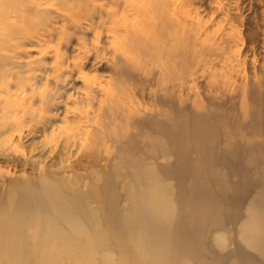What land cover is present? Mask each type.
<instances>
[{"label":"rangeland","instance_id":"1","mask_svg":"<svg viewBox=\"0 0 264 264\" xmlns=\"http://www.w3.org/2000/svg\"><path fill=\"white\" fill-rule=\"evenodd\" d=\"M261 109L264 0H0V194L10 179L37 178L41 171L68 177L85 192L93 184L97 201L85 200L101 223L110 219V202L122 217L138 206L142 187L133 179L141 162L169 186L172 212L180 213L193 239L191 264L208 258L228 264L236 246L242 257L254 255L264 264L241 238L242 221L228 222L221 208L213 213L222 226L198 220L196 229L189 221L196 177L212 193L211 171L221 177L222 194H231L227 183H240L222 166L194 172L192 150L203 140L221 152L232 140L258 145ZM193 116H206L215 138L194 131ZM168 141L189 149L180 183L157 170L174 163ZM257 154L246 149L239 156L250 175ZM248 216L244 211L242 219ZM116 227L108 231L119 234ZM136 234H120L123 249L113 243L88 260L77 252L72 262L60 251L52 254L62 264H101L106 255L121 264H150V238L143 233L139 242Z\"/></svg>","mask_w":264,"mask_h":264},{"label":"bare ground","instance_id":"2","mask_svg":"<svg viewBox=\"0 0 264 264\" xmlns=\"http://www.w3.org/2000/svg\"><path fill=\"white\" fill-rule=\"evenodd\" d=\"M257 113L264 117V109ZM205 117L193 116V125L198 127L193 130L196 132L207 130L206 138L209 136L211 140L218 131L207 123ZM229 132L220 131V134L226 137ZM257 134L262 141L258 145L255 143L244 146L240 141L232 140L225 144L227 150L223 152L206 146L204 140L205 145L202 144L203 141L197 143L192 150L195 157L190 160L194 172L202 166L210 170L222 166L231 176L236 173L240 177V183L233 185L227 183L223 187L231 190V194H222L219 191V186H222L221 177L217 170H214L215 175L211 171L212 174L209 176L211 178L207 176V179L209 184L211 182L216 187L212 193L205 187L206 183L196 177L195 184L191 187L193 208L192 219L189 221L191 224L195 223L196 229L198 220H208L210 223L214 221L222 226L224 221L213 213L214 209L221 208L227 213L225 218L228 222L242 221L241 238L253 249L255 255H259L264 261V122ZM169 142L174 141L167 142V156L172 157L174 163L161 166L157 170L162 177L167 176L168 179L180 183L182 168L188 163L189 149L187 152L181 151L175 142ZM246 149L258 151L252 159L256 164V173L253 175H250L251 169L245 170L240 165L239 156H242ZM80 153L82 158L86 155L85 150H81ZM86 157L87 165L91 164L89 158L92 157L90 155ZM140 164L142 167L136 173L137 177L133 179V183L138 182L142 187L141 193L137 194L140 199L138 206L130 209L129 215L122 217L115 213V208L110 202L106 207L110 219L101 223L85 200L89 197L97 201L96 188L93 184L89 191L85 192L68 177L57 175L50 178L42 171L37 178L20 176L10 179L8 190L0 194V264H62L61 259L52 254L55 251H60L66 260H70L69 262L75 260L74 252H77L81 259L88 260L90 254L113 243L119 249H123L125 242L119 241L117 237L123 234L130 239L131 231H137L138 239H135L139 242L143 233L149 236L154 259L150 264L170 262L191 264L186 257L191 256L193 252L188 249L193 239H189L186 225L184 227L179 222L180 213L172 212L173 199L170 197L168 184L162 179L161 182L157 180L154 175L157 173L156 170L149 171L144 163ZM105 187L113 192V182L107 177ZM250 189H254V193L247 197L246 191H251ZM177 199L176 202H179ZM244 211H248L249 216L242 219ZM93 222H97L98 226ZM113 223L117 224L119 234L108 231ZM142 245L144 246L143 242ZM182 252L185 256L181 254ZM240 254L239 247L236 246L234 255H227L228 258L233 256L228 264H256L254 255L242 257ZM234 258H237V261ZM103 259V262L122 263L119 260H110L108 255ZM200 264L223 263L208 258L202 259Z\"/></svg>","mask_w":264,"mask_h":264}]
</instances>
